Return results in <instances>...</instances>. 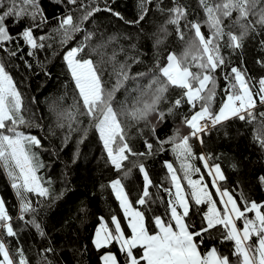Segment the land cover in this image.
<instances>
[{
    "label": "snow or ice",
    "instance_id": "obj_1",
    "mask_svg": "<svg viewBox=\"0 0 264 264\" xmlns=\"http://www.w3.org/2000/svg\"><path fill=\"white\" fill-rule=\"evenodd\" d=\"M66 2L73 7L59 18V26L53 31L60 37L62 48L74 41L77 33H83V39L63 53L78 96L73 98V104L67 109L61 110L56 102L51 103L49 109L56 115V126L68 129L65 143L71 139L73 132L80 131V117H86L89 126L98 133L108 162L123 173L109 186L131 230V235H127L116 215L111 217V227L101 217L92 239L97 251L106 249L100 256L101 264H264V201L249 200L243 192L237 198L233 190L221 183L227 177L222 165L217 162L220 157L203 153L197 156L191 143L196 138L203 144L205 135L217 127L223 128L232 119L252 122L256 119L254 110L257 104L264 105V76L254 80L241 65L232 66L230 72L223 73L225 99L218 110L214 109L218 87L216 72L227 65L221 53L222 42L227 37V46L235 52L243 48L246 37L258 31L264 32V0H199L205 17L203 21L198 17L189 20V10L180 0H172V6L167 8L163 7V0H157L156 7L161 13L166 12L168 17L161 31L169 35L167 25H174L178 38L185 41L186 46L180 54L169 52L167 63L161 65L157 61L155 69L135 74L132 73V66L140 62L139 57H129L120 62L116 50L110 56L106 53V49L117 41V36L92 43L95 33L87 31L85 23L101 10L92 6L95 0ZM151 3L152 0H141L139 19L125 22L139 24L149 11L145 5ZM103 10L124 19L110 6ZM76 11L80 12L78 17L73 15ZM233 13H237L235 19L226 25L225 20L232 18ZM26 18L31 23L13 34L8 27L9 22L20 24ZM47 22L40 0H0V52L7 53L9 59L23 60L22 53L18 56L21 49V44L16 43L18 39L28 48L29 57L35 56L39 49L51 48L52 44L48 43L53 39L51 34H35V30ZM204 26L208 28L207 35L202 31ZM233 27H238L239 33L232 31ZM188 33L192 35L185 40ZM9 43L15 44V47L8 48ZM160 43L162 41L158 39L156 44ZM260 44L264 48V39ZM120 51L124 49L121 47ZM94 55L99 59H94ZM129 59L132 63L128 62ZM24 63L27 68L32 67L26 60ZM257 63L264 65V60ZM193 68L196 70L193 71ZM106 74L109 81H114L110 87L105 80ZM149 76L148 84L141 85L140 81ZM130 81L135 82V87H128ZM170 86L182 89V96L171 102L166 111L160 110V105L168 102L166 94ZM121 90L126 94L123 101L117 98ZM185 103L190 106L191 114L182 117L180 126L166 140L157 137L156 141L160 151L165 150V145H170L179 162V169L172 162L165 161L170 187L153 185L144 160L156 154L154 145L145 139L147 151L137 152L128 143V129L131 123H151L153 116L157 123H162L166 116L174 115L176 109ZM26 110L23 94L8 70V64L0 60V169L7 175L19 202L16 219L22 221L25 227L34 228L43 238L47 234L36 219L38 209L30 196H36L37 203L45 200L55 202L64 193L53 197L47 186L51 181L38 174L44 165L34 149L43 148V139L22 129H43L44 125L26 118ZM260 115L264 117V112ZM182 127L189 130L187 134L182 132ZM155 128L156 125L152 124L153 135ZM87 133L88 129H83L78 143H83ZM52 134L55 135L54 132ZM256 139L264 149V124ZM195 160L203 164L211 178L210 185L205 183L201 168L193 163ZM125 162L132 167L126 169ZM231 167L237 169V163L233 162ZM133 169H138L144 181L143 192L136 204L147 206L153 201L150 193L153 186L168 194V219L155 215L154 232L146 227V213L134 208L125 192L123 180L132 174ZM194 176L198 178L194 179ZM260 183L264 186V176L260 177ZM201 206H206V211ZM194 214L199 216V224L193 219ZM29 216L31 219H28ZM218 228L222 229L221 243L232 244L231 256L222 254L216 246L201 250L205 237L211 239L212 232ZM20 234L6 208V201L0 198V264H29ZM114 244L118 245L119 254L110 250ZM43 251L53 253L55 249L49 246Z\"/></svg>",
    "mask_w": 264,
    "mask_h": 264
},
{
    "label": "trees",
    "instance_id": "obj_2",
    "mask_svg": "<svg viewBox=\"0 0 264 264\" xmlns=\"http://www.w3.org/2000/svg\"><path fill=\"white\" fill-rule=\"evenodd\" d=\"M85 2L87 3L88 0ZM140 3L141 0H95V4L92 6H98L101 10L85 23L86 30L95 33L93 44L102 39L107 40L109 36L118 37L117 41L106 49L107 55L110 56L113 50H116L118 52L117 60L120 62L129 57H139L140 62L132 66L133 74L155 69L157 61L161 65L167 63L169 52L180 54L186 46L185 41L178 38L174 25H167L169 35H165L161 31L168 17L166 12L161 13L156 7L157 0H152L150 5H145L149 11L139 24L126 23L125 21L139 19ZM180 3L188 8L189 20L197 17L201 21L205 19L199 0H180ZM40 5L48 22L36 29L35 34L37 36L51 34L53 39L48 43H51L52 47L39 49L35 56L29 57L27 56L28 48L23 45V41L18 39L16 43L21 44L18 56L22 53L23 60L9 59L5 52H0V60L8 64V70L14 77L19 91L23 94L24 106L27 109L24 112L25 117L44 125L43 129L35 127L22 129L26 133L38 134L43 139V148L34 149L38 152L44 165L38 174L46 181H51V184L47 186L50 187L53 197L59 196L61 192L64 195L55 202L45 200L42 203L36 202V196H30L34 207L38 209L35 214L36 219L47 234L43 238L36 233L34 228L25 227L22 221L16 219L19 202L2 169H0V198L6 201V208L14 218V226L21 233L20 242L29 264H48V261H51V264H101L100 256L106 249L97 251L92 245V239L101 217L111 227V217L116 215L125 227V231L129 233L119 201L109 186L112 180L122 177L123 173L118 172L108 162L99 135L94 128L89 126L86 117L79 118L80 131L73 132L67 143L64 142V136L68 132L67 127L61 129L56 126L57 118L50 111L49 105L56 102L61 110L67 109L73 104V98L78 96L74 81L63 60V53L67 48L75 46V42L82 40L83 33H77L74 41H70L62 48L59 44L60 37L53 30L58 28L59 18L73 6L67 5L66 0L61 3H57L56 0H40ZM106 6H110L113 12H119L124 19H119L111 12L104 11ZM171 6L172 0H163V7ZM73 15L78 17L80 12H73ZM236 15L237 13H233L232 18L225 20V24H231ZM30 23L31 21L26 18L20 24L9 22L8 27L15 34ZM231 30L239 33L238 27H233ZM202 31L207 35V26H204ZM191 35L192 33H188L185 40ZM158 39L162 41L159 45L156 44ZM262 39H264V32L253 33L245 38L242 49L233 52L227 46V37L224 38L221 53L225 57L227 65L216 72L218 87L214 99L215 110L219 109L225 99L223 73L230 72L232 66L242 65L254 80L264 76V65L257 63L258 60H264V48L260 44ZM132 45L136 47L133 48ZM7 47L14 48L15 44L9 43ZM121 47L124 49L122 52L120 51ZM93 58L99 59V56L94 55ZM25 60L31 64V68L25 66ZM128 62L132 63L131 59ZM150 78V76L143 78L140 84L146 86ZM105 80L108 81L109 87L114 82L109 81L107 74ZM128 87H135V82L130 81ZM182 93V89L170 86L166 94L168 102L162 103L160 110L166 111L171 106V102L182 96ZM125 95L121 90L117 94V98L123 101ZM261 112H264V105L258 103L254 110L256 119L252 122L232 119L226 122L223 128L217 127L210 134L205 135L203 144L196 138L191 140L197 156L203 153L220 157L217 162L222 165V170L227 177L225 182H221L225 187L233 190L237 198L239 193L243 192L249 200L257 202L264 201V186L260 183V177L264 176V149L260 147L256 139L262 124H264ZM190 114V106L185 103L176 109L174 115L166 116L162 123H157L156 117L153 116L150 118L151 123L130 124L128 143L137 152L147 151L144 144L145 139L154 145L156 154L144 160L153 185L163 184L164 187H170L165 161L172 162L174 167L179 169V162L170 150V145H165V150L160 151L156 142L157 137L160 140H166L172 135L174 129L180 126L182 117ZM152 124L156 125L155 135H153ZM83 129H88L87 138L83 140V143H78L83 135ZM188 131L186 127H182L184 134H187ZM53 132L55 135L52 134ZM233 162L237 163L235 170L231 167ZM193 163L196 167L201 168L205 183L210 185L211 178L203 164L199 160H195ZM131 167L130 163L125 162L126 169ZM193 178H198V176ZM123 184L133 207L146 213L145 224L150 232L156 230L153 222L155 215H160L165 220L168 219V194L159 187L150 188L153 201L149 205L136 204L144 187L143 176L138 169H133L132 174L123 180ZM184 185L186 187V182ZM210 190L215 192V189L210 188ZM201 208L206 211V206H201ZM28 219H31V216ZM193 219L199 224V216L194 214ZM221 231L222 229L219 228L213 231L211 239L205 237V243L201 250L206 251L208 248L216 246L222 254L231 256L232 244L231 242L221 243ZM12 243L15 245V241ZM49 246L55 249L53 253L43 251ZM110 250L119 254L118 245H111ZM137 252L139 253L140 250L137 249ZM120 258L123 259V256L121 255Z\"/></svg>",
    "mask_w": 264,
    "mask_h": 264
},
{
    "label": "rangeland",
    "instance_id": "obj_3",
    "mask_svg": "<svg viewBox=\"0 0 264 264\" xmlns=\"http://www.w3.org/2000/svg\"><path fill=\"white\" fill-rule=\"evenodd\" d=\"M7 176V175H6ZM8 178V177H7ZM9 180V179H8ZM10 182V181H9ZM11 183V182H10ZM113 191V190H112ZM173 191H174V189H173ZM126 192V191H125ZM115 195V194H114ZM129 199V198H128ZM130 201V200H129ZM120 205V204H119ZM121 211H122V209H121ZM122 213H123V211H122ZM123 215H124V213H123ZM124 218H125V216H124ZM125 220H126V218H125ZM122 225V224H121ZM126 225H127V228H128V224H127V220H126ZM99 226V225H98ZM122 228H123V230L125 231V227L122 225ZM128 231H129V233H127L126 231H125V233L127 234V235H131V230L128 228ZM156 231V230H155ZM154 232V231H153Z\"/></svg>",
    "mask_w": 264,
    "mask_h": 264
}]
</instances>
